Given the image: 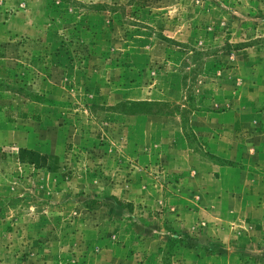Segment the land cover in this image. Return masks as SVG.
Masks as SVG:
<instances>
[{"label": "rangeland", "instance_id": "rangeland-1", "mask_svg": "<svg viewBox=\"0 0 264 264\" xmlns=\"http://www.w3.org/2000/svg\"><path fill=\"white\" fill-rule=\"evenodd\" d=\"M166 253L264 264V0H0V264Z\"/></svg>", "mask_w": 264, "mask_h": 264}, {"label": "trees", "instance_id": "trees-1", "mask_svg": "<svg viewBox=\"0 0 264 264\" xmlns=\"http://www.w3.org/2000/svg\"><path fill=\"white\" fill-rule=\"evenodd\" d=\"M126 206L128 207L129 204H126ZM170 243H175V242L171 240ZM168 246H169V245H168ZM169 255H170V254H167V253H166V255H165L166 258H164V261L166 262V264H167V261H168Z\"/></svg>", "mask_w": 264, "mask_h": 264}]
</instances>
